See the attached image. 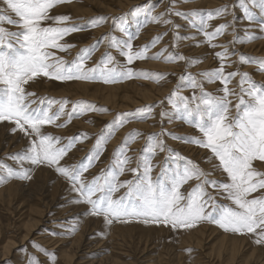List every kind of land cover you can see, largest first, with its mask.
Listing matches in <instances>:
<instances>
[{"label":"rangeland","instance_id":"obj_1","mask_svg":"<svg viewBox=\"0 0 264 264\" xmlns=\"http://www.w3.org/2000/svg\"><path fill=\"white\" fill-rule=\"evenodd\" d=\"M225 6L227 11L207 20L205 26L201 25L199 16L175 14L179 11L203 15ZM140 7L152 9V16L135 11ZM51 15H69L68 24L80 26V30L61 41L74 47L63 52L53 50L57 56L71 62L81 49L95 46L86 61V68H93L111 56L114 62L108 67L126 66L137 74H152L148 78L136 75L116 83L57 81L45 77L30 82L26 87L37 97L69 101L66 112L78 101L94 106V110L86 111L70 122L61 117L56 124L66 123L65 127H45L44 131L59 137L61 144L77 138L61 164L87 163L86 158L94 154L101 133L116 128L112 137L100 147L99 159L84 173L87 180L112 168L114 154L129 133H140L127 149L126 154L131 158L127 167H135L142 155H148L145 149L152 143L151 135L160 134L159 139L173 151H156L151 159L154 178L164 168L185 167L186 160L176 156L179 153L210 173L212 180L225 182V175L214 169L217 162L209 163L210 152L189 142L201 133L180 118L181 113L173 107V103H178L174 93L178 91L179 96L189 98L193 95L199 98L203 93L223 96L224 85L219 80L210 82L204 74L220 68L222 61L216 53L224 51L229 53L223 61L225 75L248 73L252 81L264 84V70L256 62L257 58L264 59V11L251 0H71L57 5ZM101 16L108 19L92 22L93 18ZM153 16L158 19L153 20ZM221 24L228 25L224 33L209 41L204 32L211 33ZM4 26L10 31L18 30L14 26ZM121 27L125 32L120 31ZM186 28L196 32L194 39L180 34ZM148 31H152L148 38L151 37L141 42ZM129 36L133 51L148 46L149 57L162 53L163 57L183 56L185 59L172 62L164 58L140 59L127 65L126 57L115 45ZM157 37L160 39L152 46ZM241 55L246 60L250 58L251 62H241ZM158 73L162 74L159 78ZM240 80L241 76L237 75L227 86L239 93ZM247 86L245 83L244 87ZM137 91H146L154 98L146 102ZM108 95L113 96V100H104ZM124 96L133 100L122 101ZM228 98L232 101L230 115L234 116L238 99L236 95ZM115 104L120 106L115 108ZM58 107L54 104L53 110ZM118 118L125 120L123 127H116ZM12 128L13 125L7 122L0 123V165L19 171L20 163L11 157L27 149L30 141L19 130L13 132ZM82 134H87V138ZM255 166L264 171V164ZM23 167L31 168L30 180L7 178L6 171L0 169V177H4L0 180V264H264V245H257L248 235L227 233L210 222L180 230L137 220L107 225L103 217L90 214V205L82 202L79 194L72 191L70 182L54 167L32 166L28 162H24ZM119 179L131 180L133 175L126 170ZM199 182L193 179L181 190H190ZM123 191L121 189V193ZM209 191L221 206L230 204L217 190L209 188ZM31 208L41 214L30 213ZM36 220L37 224L32 223L35 225L32 227L29 221ZM199 240L201 246L197 245Z\"/></svg>","mask_w":264,"mask_h":264},{"label":"snow or ice","instance_id":"obj_2","mask_svg":"<svg viewBox=\"0 0 264 264\" xmlns=\"http://www.w3.org/2000/svg\"><path fill=\"white\" fill-rule=\"evenodd\" d=\"M68 2L71 0H0V123L13 125V132L19 130L30 141L27 149L11 157L20 163L19 171L0 165V169L6 171L7 178L30 180L31 168H24V162L32 166L54 167L70 182L72 191L79 194L82 202L90 205V214L103 217L107 225L137 220L180 230L210 222L227 233L248 235L257 245H264V171L255 166L257 163L264 164V84L258 85L252 81L248 73L229 72L225 75L223 61L229 55L227 51L216 53L222 61L220 68L204 74L210 82L219 80L224 85L223 96L203 93L199 98L195 95L189 98L179 96L177 91L174 95L178 97V103H173L176 111L181 113L180 118L201 133L200 137L192 138L189 142L210 152L209 163L213 160L217 162L214 169L225 175V182L212 180L210 173L179 153H176L177 158L186 160V166L181 168L177 165L172 170L164 168L154 178L151 159L156 151H173L167 149L159 139L160 134L151 135L152 143L145 149L148 155H142L135 167H127L131 163V158L126 154L127 149L140 133H129L114 154L112 168L87 180L84 173L99 159L100 147L112 137L116 128L101 133L94 154L86 158L87 163L77 166L61 164L77 138L73 137L66 144H61L59 137L44 131L45 127H65L66 123L56 124L61 117H66V122H70L76 116L94 110V106L78 101L66 112L65 106L69 101L37 97L35 92L26 87L30 82L45 77L57 81L102 80L104 83H116L136 75L145 78L152 75L143 72L137 74L126 66L108 67L114 62L111 56L93 68H86V61L93 54L95 46L81 49L71 62L57 56L53 50L63 52L74 47L61 41L80 30L79 25L68 24L71 20L69 15H51L57 5ZM251 2L264 11V0ZM135 11L152 16L150 8L140 7ZM226 11L227 6L203 15L179 11L175 14L199 16L201 25L205 26L207 20ZM107 19L101 16L93 18L92 22ZM152 19L157 20L158 17L153 16ZM5 24L18 30L10 31ZM227 27L221 24L213 32L205 31L204 34L211 41L223 34ZM120 31L125 32V28L121 27ZM159 39L157 37L152 46ZM115 46L121 49L127 65L140 59L164 58L169 62L185 59L183 56L163 57L162 53L149 57L148 46L133 51L131 36ZM241 62L251 60L241 55ZM256 62L264 70V59L257 58ZM156 75L158 78L162 76L159 73ZM237 75L241 76L239 93L227 86ZM245 83L248 85L246 88ZM232 95L238 99L234 116L230 115L232 101L228 98ZM54 104L59 105L55 110ZM124 123V119L118 118L116 127H123ZM82 136L87 138V134ZM126 170L132 173L133 179L121 181L119 177ZM2 179L4 177H0ZM193 179L200 182L190 190L182 191L184 185ZM209 188L217 190L230 204H218ZM121 189H124L122 193ZM117 193L121 194L117 196ZM256 193L259 195H254Z\"/></svg>","mask_w":264,"mask_h":264},{"label":"bare ground","instance_id":"obj_3","mask_svg":"<svg viewBox=\"0 0 264 264\" xmlns=\"http://www.w3.org/2000/svg\"><path fill=\"white\" fill-rule=\"evenodd\" d=\"M120 3H121V1H120ZM130 6V5H129ZM232 25V24H231ZM144 28V27H143ZM151 32L152 31H148V32H146L145 34H144V37H143V39L141 40V42H143L146 38H148V36L151 34ZM180 34H183V35H190L193 39L195 38V36H193V35H195L196 34V32L195 31H193V29H189V28H186L185 30H182V31H180ZM228 35V34H227ZM151 37V36H150ZM149 37V38H150ZM148 38V39H149ZM197 41V39L195 40V42ZM143 44V43H142ZM193 53H194V51H193ZM172 87V86H171ZM170 88V87H169ZM152 89V88H151ZM137 94L139 95V97H141V98H143L146 102H148V101H150V100H152L154 97H152L151 95H148L147 93H146V91H137ZM83 96H86V95H84V94H82ZM90 98H98L97 96H90ZM104 100H106V101H110V100H113V96H110V95H108V96H105L104 97ZM130 100H133V99H131V98H129L128 96H124V97H122V101H130ZM120 105L119 104H115L114 105V107L116 108V107H119ZM96 131H98V130H96ZM94 132V131H93ZM95 133V132H94ZM30 211V213H35L36 215H40L41 213H38L37 212V210L36 209H34V208H31V210H29ZM37 220L35 221V222H32V221H29V223L30 224H32V223H35V224H37ZM32 227H35V225L33 226V224H32ZM37 230V229H36ZM205 232V231H204ZM199 234V233H198ZM199 235H202V233H200ZM202 241L201 240H199V243H197V245H200L201 246V243ZM185 244H187V242L185 243ZM234 249H236V250H238L237 248H234ZM235 251V250H234ZM239 252V251H238ZM237 252V253H238ZM235 253V252H234ZM237 257V256H236Z\"/></svg>","mask_w":264,"mask_h":264}]
</instances>
